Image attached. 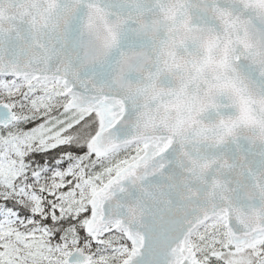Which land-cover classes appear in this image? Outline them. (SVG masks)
Returning a JSON list of instances; mask_svg holds the SVG:
<instances>
[{
  "label": "snow or ice",
  "instance_id": "obj_1",
  "mask_svg": "<svg viewBox=\"0 0 264 264\" xmlns=\"http://www.w3.org/2000/svg\"><path fill=\"white\" fill-rule=\"evenodd\" d=\"M0 264H264V0H0Z\"/></svg>",
  "mask_w": 264,
  "mask_h": 264
}]
</instances>
